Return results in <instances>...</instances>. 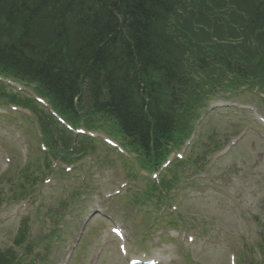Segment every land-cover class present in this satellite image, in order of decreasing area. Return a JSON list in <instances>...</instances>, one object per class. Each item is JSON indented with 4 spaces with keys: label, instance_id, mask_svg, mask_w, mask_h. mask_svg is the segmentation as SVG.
Wrapping results in <instances>:
<instances>
[{
    "label": "rangeland",
    "instance_id": "obj_1",
    "mask_svg": "<svg viewBox=\"0 0 264 264\" xmlns=\"http://www.w3.org/2000/svg\"><path fill=\"white\" fill-rule=\"evenodd\" d=\"M257 1L264 3V0H177L175 14L169 21L165 20L160 24L159 29L164 35L163 39L165 38V43L169 44H167L168 50L171 51L169 58L178 63L181 73L191 77L193 84L192 89L186 94L188 109L176 115L179 121L177 133L179 143L195 126L206 101V98L202 100V96L212 87L231 93L219 91L221 95H212L208 101V112L218 110L215 102L220 97L222 100L241 102L239 104L247 102L251 105L257 102L256 106L261 108L260 102L256 101V91L259 90L255 89L254 83L244 84L240 79L224 72L218 64L211 62L213 59L211 56L218 51L246 63L250 74L257 76L261 69L260 63L264 61V40L260 37V41L256 28L246 22L249 9ZM1 22L3 21L0 15ZM44 36H49V30L43 29L36 34L37 39H45ZM201 58L208 60L207 72L200 71L203 68L198 69ZM18 85L19 88L6 84L0 79V105H3L1 108H5L7 100H12L23 105L35 104L49 114L50 107L44 106L38 100L40 98L38 93L41 92L35 84L19 82ZM222 110L234 111L232 108ZM261 113L264 114V111ZM244 116L246 115L243 113L238 115L240 121L231 115L228 118L213 117L207 122L202 136L203 139H207L197 146L194 153L192 150L188 151L192 160L194 156H200L201 159L197 162L194 160L200 166L199 169L209 165L215 156L217 158V146L222 143L223 137L242 129L246 119ZM209 118L207 117L206 120ZM35 123L37 119L34 116L28 118V115L24 117L20 111L0 109V126L3 127L0 128V149L5 154L3 159L0 153V264H8L17 259L27 262L26 259L30 258L32 253L24 255L23 249L28 243L32 244L35 253L33 264L62 262L67 264L69 261L70 264H115V262L124 264V260L115 252V245L111 243L116 242V238L110 233L108 237L105 236L104 230L101 231L102 225L85 228L80 246L75 252L70 251V245L79 238L83 218L87 217L91 210L100 208L103 212L99 217L117 220L119 222L113 221V223L121 226H132L129 214L125 217V214L118 210L126 198L122 194L109 200L108 193L103 188L108 183L107 176L103 175L105 170L98 163L99 167L93 165L90 168L79 163L81 165L72 168V171H66L63 165L48 170L44 166L43 158H39L42 156L41 152L32 141L38 139L35 135L40 127ZM80 126H85L86 134L96 135L97 140L88 144L85 137L81 138L82 141L78 143L81 153L79 162L110 156L118 163L119 155L111 148L114 145L105 141V138H111L114 143L122 145L121 137L113 122L98 115H87L85 120L80 121ZM51 136L57 143H55L56 157L65 159L64 148L69 144L64 145L57 135L51 134ZM195 140H199L197 136ZM13 142H16L14 146ZM183 144L184 140L180 145ZM250 145L249 140H241L231 148L226 156L227 160L217 165L213 173L211 172L212 180L217 183L204 180L198 182L192 178L182 182L181 187L193 186L194 190L199 192L193 194L194 199L191 203L182 200L180 195L173 198L172 202H166L162 192L157 189L156 182L145 184L140 194L129 192L128 198L133 199L136 209L143 211L140 213L141 220L135 222L134 233L139 240H143L151 232L156 218L168 215L174 205H177L179 210L191 211L186 215H190L191 220L194 221L195 231L192 234L196 238L206 239L204 234L209 238L206 240L213 250L201 255V259L199 255L193 254L194 258H190L180 251L179 261L175 262L170 260L172 253L167 252L169 258L162 264H231L230 255L227 252L220 253L228 244H231L232 254L236 258L235 264H264L261 219L264 215V155L262 158H256L259 164L257 173L252 177L253 171L250 170L254 167L247 166L248 163H245L248 170L239 167V169H227L228 166H235L233 159L230 158L245 156L244 151L248 150ZM39 148L42 151L48 150L49 144L40 142ZM126 155L130 161V152ZM62 161L59 160V163ZM188 163L181 162L185 169H190ZM110 164L114 165V163ZM129 164L130 162L118 163L119 172L113 173L112 177L118 183L116 179L118 176L121 185L115 192L129 183L126 176ZM83 172L89 176L87 177L90 180L89 184H82L80 177ZM233 173L236 175L232 180L230 177ZM176 177L177 175L172 178ZM49 178H52V181H49ZM56 179L60 182L57 183ZM206 185L213 191L207 189L204 192ZM89 186L93 191L85 192L84 188L87 189ZM229 186L237 193L234 201V193L233 190L228 189ZM72 192L75 194L70 195ZM153 200L158 201L150 206L148 202ZM243 203L246 204L247 211ZM231 211H235L234 225L225 222L230 220ZM242 216H246V226L240 223ZM251 222H255L254 225H251ZM58 224L63 225V230L56 232L54 234L57 235L56 237H51V231ZM179 235L180 238L183 237L181 233ZM202 242V239L199 240V243ZM101 246L108 247L99 258L97 251ZM242 247L251 249L242 251Z\"/></svg>",
    "mask_w": 264,
    "mask_h": 264
},
{
    "label": "trees",
    "instance_id": "obj_2",
    "mask_svg": "<svg viewBox=\"0 0 264 264\" xmlns=\"http://www.w3.org/2000/svg\"><path fill=\"white\" fill-rule=\"evenodd\" d=\"M174 1L0 0L7 29L19 28L10 35L0 24V67L40 81L64 109L85 95L145 151H159L176 127L177 92L188 86L159 29ZM252 16L264 36V6ZM43 29L49 36L37 39Z\"/></svg>",
    "mask_w": 264,
    "mask_h": 264
},
{
    "label": "bare ground",
    "instance_id": "obj_3",
    "mask_svg": "<svg viewBox=\"0 0 264 264\" xmlns=\"http://www.w3.org/2000/svg\"><path fill=\"white\" fill-rule=\"evenodd\" d=\"M174 2H175V1H174ZM220 68H221L224 72H226V73H228V74H232V73L235 72L234 69H230V68H227V67L220 66Z\"/></svg>",
    "mask_w": 264,
    "mask_h": 264
}]
</instances>
